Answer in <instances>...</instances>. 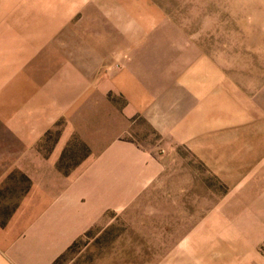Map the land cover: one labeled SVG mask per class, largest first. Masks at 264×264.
<instances>
[{
    "label": "rangeland",
    "instance_id": "rangeland-1",
    "mask_svg": "<svg viewBox=\"0 0 264 264\" xmlns=\"http://www.w3.org/2000/svg\"><path fill=\"white\" fill-rule=\"evenodd\" d=\"M67 32L42 56L100 79L120 138L164 169L52 264H264V0H86ZM86 153L72 138L61 163ZM7 186L0 223L26 182Z\"/></svg>",
    "mask_w": 264,
    "mask_h": 264
},
{
    "label": "crops",
    "instance_id": "crops-1",
    "mask_svg": "<svg viewBox=\"0 0 264 264\" xmlns=\"http://www.w3.org/2000/svg\"><path fill=\"white\" fill-rule=\"evenodd\" d=\"M85 2L0 0V189L26 182L0 223L6 264H52L108 213L133 205L164 169L159 158L120 138L117 109L100 79L87 81L70 56H42L67 43ZM61 119L53 145L41 149ZM72 138L87 153L66 167L61 162Z\"/></svg>",
    "mask_w": 264,
    "mask_h": 264
}]
</instances>
